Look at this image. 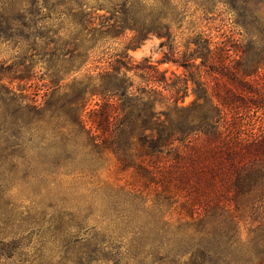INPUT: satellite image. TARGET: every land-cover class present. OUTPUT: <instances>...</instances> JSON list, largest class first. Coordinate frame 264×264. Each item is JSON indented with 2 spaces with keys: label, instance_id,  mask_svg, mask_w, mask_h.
Wrapping results in <instances>:
<instances>
[{
  "label": "trees",
  "instance_id": "16d2710c",
  "mask_svg": "<svg viewBox=\"0 0 264 264\" xmlns=\"http://www.w3.org/2000/svg\"><path fill=\"white\" fill-rule=\"evenodd\" d=\"M41 1V27L21 14L16 32L34 51L16 75L33 138L80 157L69 174L84 183L82 201L145 221L142 231H82L81 248L113 262L125 240L135 264H264V0H215L250 19L251 47L215 40L203 25L209 0H185L196 9L183 49L179 0H16L0 7V39L24 2ZM149 35L168 42L161 62L182 73L130 59Z\"/></svg>",
  "mask_w": 264,
  "mask_h": 264
},
{
  "label": "rangeland",
  "instance_id": "374dc122",
  "mask_svg": "<svg viewBox=\"0 0 264 264\" xmlns=\"http://www.w3.org/2000/svg\"><path fill=\"white\" fill-rule=\"evenodd\" d=\"M179 1L188 15L181 28L175 29L176 41L183 49V40L193 29V23L189 22L196 5ZM15 2L0 0V7ZM96 3L88 0V6ZM23 5L25 11L13 13L7 39H0V264H135L136 260L127 261L128 242L125 240L119 249L123 258L113 262L98 261L95 254L81 248L78 241L83 236L82 231H142L144 218L135 217L124 222L121 217H112V203L103 201L88 205L82 201L79 191L84 183L69 174L81 166L80 157L66 151L60 141L53 143L45 137L38 141L33 138V111L26 104H30L29 101H19L16 97L20 93L16 75L17 70L23 69V63L29 64L28 57L34 51L25 43L20 45L16 32L22 28V17L25 21L34 18L36 28L33 31H37L41 27L37 19L45 16L47 11L42 9L38 15L33 13L40 9L42 1L36 6L31 2ZM207 11L203 25L212 28L216 41H226L230 45L242 42L245 47H251L249 34L254 28L250 26L249 18L238 16L229 5L215 0H209ZM97 13L104 14L105 11L98 10ZM129 36L127 33L114 46L123 48ZM167 44L165 39L149 35L141 45L129 49L128 56L135 63L146 59L145 63L167 70V75L172 71L180 74L183 72L181 67L172 62H161L168 52ZM34 82L38 80H29L25 86ZM34 91L31 86L27 93ZM191 98V95L186 97L185 103ZM44 121L43 130L48 132L52 124Z\"/></svg>",
  "mask_w": 264,
  "mask_h": 264
}]
</instances>
